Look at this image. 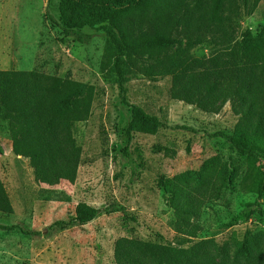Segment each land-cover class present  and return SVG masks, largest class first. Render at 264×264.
I'll list each match as a JSON object with an SVG mask.
<instances>
[{
  "label": "rangeland",
  "instance_id": "rangeland-1",
  "mask_svg": "<svg viewBox=\"0 0 264 264\" xmlns=\"http://www.w3.org/2000/svg\"><path fill=\"white\" fill-rule=\"evenodd\" d=\"M211 6L129 8L120 48L59 0H0V225L20 228L0 230V264H264V21L225 0L240 42L219 45L195 30ZM157 31L171 43H148ZM217 54L251 93L206 91ZM134 107L161 125L133 132L126 158ZM83 204L98 211L84 225Z\"/></svg>",
  "mask_w": 264,
  "mask_h": 264
},
{
  "label": "trees",
  "instance_id": "trees-1",
  "mask_svg": "<svg viewBox=\"0 0 264 264\" xmlns=\"http://www.w3.org/2000/svg\"><path fill=\"white\" fill-rule=\"evenodd\" d=\"M152 0H59L60 9L64 12L65 17L75 24L83 27H89L91 29L104 30L110 37L115 41V43L120 47L124 48L123 41H125L126 36H132L129 33L128 28L122 25L121 18L122 13L133 7H139L145 5ZM199 6H205L207 3L211 2L212 6L210 9V14L208 21H203L202 19L196 20V32H202L204 30L212 31V34L207 37V40L215 42L216 44L229 46L234 42L239 43L237 37L234 33L237 30L236 19L238 17L237 13H229L228 16H223L226 12L223 3L225 0H198ZM246 11L252 14V11L257 9L256 14L260 21H264V6L261 7L262 0H243ZM223 32L222 35H217L216 33ZM198 40L191 41L194 45H202L204 43L201 37ZM148 43H161L169 44L171 43L170 35L164 34L160 31L156 33H150L147 39ZM222 54H217L212 58V83L207 88L206 91H220L224 85H236L237 91H243L246 93H251V88L247 85L244 75L246 72L245 67L235 73V67L232 63H224ZM218 63V64H217ZM174 83H177V77L174 78ZM215 97V94L211 95ZM2 107L0 106V116L2 115ZM161 123L155 117L147 115L140 108H133L132 120L128 125L126 130V147L124 149V154L126 158H129L128 147L132 141L133 132H142L145 134H155V128L160 126ZM216 137H221L228 139L231 144L244 155H249L253 158L258 157L261 153L257 149L251 150V146L255 145L256 140L251 137L248 139L239 140L238 136L226 135L225 133H217ZM40 149V148H39ZM42 153V147L41 151ZM1 210L7 213L11 212L8 200L4 198L0 201ZM98 214V211L94 208L88 207L87 205H79L76 209V221L82 225L92 222ZM18 226H4L0 225L1 231L12 232L19 230ZM27 234V233H26ZM182 251V254H185ZM155 258L160 261V257L155 255Z\"/></svg>",
  "mask_w": 264,
  "mask_h": 264
}]
</instances>
